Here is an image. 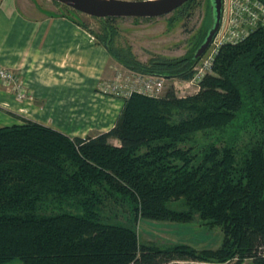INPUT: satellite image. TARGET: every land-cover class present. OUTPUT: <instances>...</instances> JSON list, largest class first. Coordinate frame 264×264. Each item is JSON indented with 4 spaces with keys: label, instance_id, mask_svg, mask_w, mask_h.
Segmentation results:
<instances>
[{
    "label": "trees",
    "instance_id": "obj_1",
    "mask_svg": "<svg viewBox=\"0 0 264 264\" xmlns=\"http://www.w3.org/2000/svg\"><path fill=\"white\" fill-rule=\"evenodd\" d=\"M211 23L209 0L195 48L150 68L96 37L122 66L189 80ZM214 71L190 96L134 95L111 130L86 138L33 121L1 127L0 264H264V26L223 46ZM199 134L216 137L201 145ZM114 206L136 219L199 218L221 227L222 246L141 244L105 215Z\"/></svg>",
    "mask_w": 264,
    "mask_h": 264
},
{
    "label": "crops",
    "instance_id": "obj_2",
    "mask_svg": "<svg viewBox=\"0 0 264 264\" xmlns=\"http://www.w3.org/2000/svg\"><path fill=\"white\" fill-rule=\"evenodd\" d=\"M76 21L48 15L38 0H0V65L27 93L19 100L0 84V128L20 125L21 116L72 138L115 126L124 102L98 86L117 62Z\"/></svg>",
    "mask_w": 264,
    "mask_h": 264
},
{
    "label": "rangeland",
    "instance_id": "obj_3",
    "mask_svg": "<svg viewBox=\"0 0 264 264\" xmlns=\"http://www.w3.org/2000/svg\"><path fill=\"white\" fill-rule=\"evenodd\" d=\"M38 2L48 15H64L79 21L95 36L105 39L115 51L130 54L135 61L147 68L152 67L155 62L184 59L197 45L209 11V0H190L163 17L115 18L113 21H108L65 8L52 0H38ZM212 75H216L215 71ZM108 76L109 74H106L104 79ZM165 78L166 89L159 98L164 97L170 89H174L179 97L190 96L200 91L195 86L185 85L182 79L169 76ZM26 121L28 119L21 116L16 122L22 125ZM214 137L216 135L209 137L199 134L196 141L203 145ZM111 142L119 145L116 140ZM128 208V206H114L105 215L110 218L111 223L133 227L141 244L160 249L174 245H189L198 253L215 251L222 246L224 236L219 226L208 225L199 218L190 223L156 221L141 216L136 219ZM197 264L217 263L205 260Z\"/></svg>",
    "mask_w": 264,
    "mask_h": 264
},
{
    "label": "built area",
    "instance_id": "obj_4",
    "mask_svg": "<svg viewBox=\"0 0 264 264\" xmlns=\"http://www.w3.org/2000/svg\"><path fill=\"white\" fill-rule=\"evenodd\" d=\"M260 26H264L263 0H224V13L221 27L205 55L194 65L193 75L183 80L187 86L200 90L204 79L214 72L216 59L225 45H236L245 41ZM0 84L25 100L27 93L18 81L16 73L0 65ZM166 89V78L145 73L116 63L106 79L98 86V92L124 103L134 95L159 98Z\"/></svg>",
    "mask_w": 264,
    "mask_h": 264
},
{
    "label": "water",
    "instance_id": "obj_5",
    "mask_svg": "<svg viewBox=\"0 0 264 264\" xmlns=\"http://www.w3.org/2000/svg\"><path fill=\"white\" fill-rule=\"evenodd\" d=\"M90 17L141 18L163 17L190 0H52ZM224 0H210L211 26L207 36L196 50L194 59L200 60L216 37L223 19Z\"/></svg>",
    "mask_w": 264,
    "mask_h": 264
}]
</instances>
